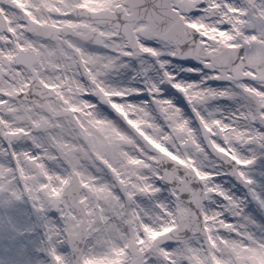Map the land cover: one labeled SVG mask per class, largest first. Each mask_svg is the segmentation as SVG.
Segmentation results:
<instances>
[{
    "label": "snow or ice",
    "instance_id": "1",
    "mask_svg": "<svg viewBox=\"0 0 264 264\" xmlns=\"http://www.w3.org/2000/svg\"><path fill=\"white\" fill-rule=\"evenodd\" d=\"M16 5L18 25L0 20V191L47 218V264H264V0ZM174 60L203 75L177 79ZM218 98L243 103L201 111ZM209 150L231 167L206 170Z\"/></svg>",
    "mask_w": 264,
    "mask_h": 264
},
{
    "label": "rangeland",
    "instance_id": "2",
    "mask_svg": "<svg viewBox=\"0 0 264 264\" xmlns=\"http://www.w3.org/2000/svg\"><path fill=\"white\" fill-rule=\"evenodd\" d=\"M241 0H236V3H240ZM154 46L156 45L153 42ZM150 63H154V58H146ZM133 65L137 64V61L133 59ZM179 62L174 60L172 64L168 65V70L173 72H178L179 76L177 79L183 80H199L202 73L199 72H187L181 71L180 68L175 67V64ZM200 66L196 61H186L181 63V67H195ZM208 70L205 69V73ZM133 75V72L129 71L126 74L123 83H128L129 79ZM119 79V78H118ZM133 85L143 87L144 85L139 81H132ZM230 82L223 80H209L206 86H211L213 88H226L229 87ZM161 87H165L161 85ZM168 89H171L173 96L169 98L173 99L174 102H178L179 106L184 108V114L186 117L191 119L192 126L199 130L200 125L199 121L196 119L195 113L192 108L188 105L187 100L184 98L182 93H179L178 90L167 85ZM167 91L162 93V95H167ZM145 98L148 97V93L142 94ZM139 102V101H137ZM243 103L242 99H214L209 101L206 105H201V111L207 114L208 111H215L216 108H222L223 112H217V115L227 114L231 111L236 110L240 104ZM107 108V106H105ZM109 113L115 115L109 109ZM244 123L243 121L241 122ZM206 167V170L209 171H218L222 169L219 165V162L215 156L208 152V159L203 161ZM219 167H216V166ZM261 166H264V161L261 162ZM217 183H221L225 189H230L231 192L237 196H247V190L239 188L229 177L220 178L217 176ZM160 183V182H158ZM165 188H167L164 185ZM264 191V189H261ZM162 198L167 197L169 200L171 197L167 192L161 194ZM21 200L9 201V199L4 195L3 196V207L0 208V232L2 233V239L0 244V258L4 260L14 259L19 262V264H47L48 258L43 255L41 249L49 247V245H55L56 239L55 234L52 232L50 225L46 223L47 218L42 215V220L40 223H37L31 218V215L27 213L26 207L21 203ZM254 202L251 201L249 197L248 204L251 207ZM209 208L217 207V202L210 201L208 202ZM232 219V217H229Z\"/></svg>",
    "mask_w": 264,
    "mask_h": 264
},
{
    "label": "flooded vegetation",
    "instance_id": "3",
    "mask_svg": "<svg viewBox=\"0 0 264 264\" xmlns=\"http://www.w3.org/2000/svg\"><path fill=\"white\" fill-rule=\"evenodd\" d=\"M0 7L4 9L5 18H10L14 24L18 25L22 21V14L18 10L16 0H0Z\"/></svg>",
    "mask_w": 264,
    "mask_h": 264
}]
</instances>
